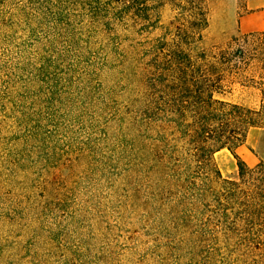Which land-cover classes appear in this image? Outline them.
I'll list each match as a JSON object with an SVG mask.
<instances>
[{
    "label": "rangeland",
    "instance_id": "374dc122",
    "mask_svg": "<svg viewBox=\"0 0 264 264\" xmlns=\"http://www.w3.org/2000/svg\"><path fill=\"white\" fill-rule=\"evenodd\" d=\"M123 3L0 0V264H256L264 210L252 225L218 217L234 158L221 149L197 169L178 132L148 124L162 99L150 66L178 10L151 0L140 19ZM205 4L193 54L244 35L249 50L264 44V0ZM225 91L215 98L259 104L254 89ZM235 153L264 162V130Z\"/></svg>",
    "mask_w": 264,
    "mask_h": 264
},
{
    "label": "trees",
    "instance_id": "16d2710c",
    "mask_svg": "<svg viewBox=\"0 0 264 264\" xmlns=\"http://www.w3.org/2000/svg\"><path fill=\"white\" fill-rule=\"evenodd\" d=\"M123 1L124 10L142 19L151 0ZM163 1L178 10L180 24L170 42L160 43L165 53L162 52L150 66L149 85L162 99L160 104L152 100L145 106L148 124L155 127L161 122L172 132H178V138L191 152L190 162L200 170L211 164L216 151L226 149L236 161L239 183L224 181L226 189L218 217L225 221L233 212L237 221L243 213L245 218L242 219L252 225L258 213L264 210V162L248 167L235 152L245 144L248 131L264 130V44L249 50L245 47L247 39L254 35H244L193 54L191 46L195 38L207 27L205 0ZM252 61L257 66L254 67ZM234 84L258 91L260 101L256 108L230 105L215 98L225 94V88ZM214 172L220 178L216 169ZM240 184L250 189V195L241 190ZM240 204L244 207L242 212L235 208ZM261 260L264 256L252 262L258 264Z\"/></svg>",
    "mask_w": 264,
    "mask_h": 264
}]
</instances>
